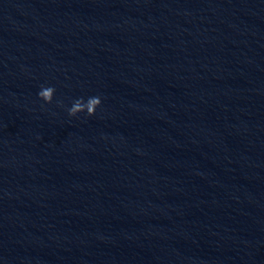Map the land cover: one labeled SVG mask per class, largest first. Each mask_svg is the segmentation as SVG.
<instances>
[{
    "label": "clouds",
    "instance_id": "obj_1",
    "mask_svg": "<svg viewBox=\"0 0 264 264\" xmlns=\"http://www.w3.org/2000/svg\"><path fill=\"white\" fill-rule=\"evenodd\" d=\"M55 93V88L51 86H41L38 96L45 103H51ZM101 105V98L99 96L89 97L86 101L83 97L76 99L72 106L67 110L70 117H75L79 113H85L87 117L94 116L96 109Z\"/></svg>",
    "mask_w": 264,
    "mask_h": 264
}]
</instances>
